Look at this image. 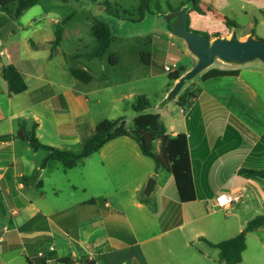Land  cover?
I'll list each match as a JSON object with an SVG mask.
<instances>
[{"label": "crops", "instance_id": "obj_1", "mask_svg": "<svg viewBox=\"0 0 264 264\" xmlns=\"http://www.w3.org/2000/svg\"><path fill=\"white\" fill-rule=\"evenodd\" d=\"M198 1L203 11L220 17L221 38H230L236 30L240 39L253 32L264 39L258 34L264 25V0ZM183 5L188 15L199 18L191 5ZM240 14H251L254 22L238 24ZM70 19L51 21L63 29L54 52L57 30L46 31L37 23L21 27L31 30L26 38H17L15 30L0 36V137L10 136L0 139V264H224L209 243L243 231L246 220L239 201L247 198L249 184H256L239 171L264 170V65L213 67L238 70L239 75L199 79L190 108L173 101L156 112L171 136L188 138L196 201L183 203L173 175L156 170L132 138L113 140L66 170L52 160L42 166L47 152L33 150L17 136L21 127L28 132L35 127L42 144L79 154L99 124L88 125L90 104L101 105L102 92L112 105L129 103L128 96L113 93V82L94 74L95 60L82 67L90 71V83L71 76L72 54L61 47L68 36L76 40L80 29L69 28ZM227 20L236 28L227 27ZM73 43L78 52L81 45ZM10 65L26 81L25 92H10L2 76ZM160 146L157 142L156 151ZM150 178L155 186L146 197L143 191ZM220 194L234 198L227 209L215 206ZM259 232L264 228L250 235Z\"/></svg>", "mask_w": 264, "mask_h": 264}, {"label": "rangeland", "instance_id": "obj_2", "mask_svg": "<svg viewBox=\"0 0 264 264\" xmlns=\"http://www.w3.org/2000/svg\"><path fill=\"white\" fill-rule=\"evenodd\" d=\"M105 1L121 6L123 10L130 12L133 16L131 19H117L110 16L103 7ZM183 4L191 5L187 0H153L151 8L158 12L157 6L159 5L163 12L169 13L171 8L173 11H179L178 9L183 8ZM138 5V0H43L37 6L24 12L18 20L10 21L8 26L0 29V32L9 34L10 30H15L17 38H26L31 34V30H22L21 27L27 26L30 22L35 26L36 23L40 24V28L46 31L49 29L56 31L62 25L51 24V21H54L56 17H59L61 21L71 17L69 28L80 29V33L76 40V37L70 39L68 36L67 42L65 40L61 50L73 55L76 53L75 47L71 46L75 44L73 41L81 45L79 51H85L86 47L93 44L94 39L90 30L94 19L108 23L115 37L114 42L103 60L95 59L92 70L94 74H101L105 76V80L113 82L115 86L113 93L128 96L129 103L123 101L112 105L109 103L110 99H106L104 96L106 92H102L99 95L102 104H90L88 125L98 124L104 118L117 119L123 116L129 129L133 126V119L136 116V113L129 107L132 102L134 103L139 96L144 95L152 105L149 112H158L161 104L172 103H165L167 96L164 97L168 86L173 83L169 73L179 70L181 67L190 70L197 62L196 58L188 51L184 41L170 35L162 17L147 15L142 21H135L138 16ZM199 7L201 12L196 11L200 15L198 19L193 18L189 13L187 28L207 37L220 34V23L218 24L220 17L206 13L200 4ZM255 18L261 20L259 14H255ZM250 20L254 22V17L251 14H240L237 18L240 25L247 24ZM258 34L264 36V25L259 27ZM255 36L257 37V35ZM257 38L264 41L261 37ZM152 40L163 44L161 46L152 45ZM185 50L188 56L184 55ZM148 55L151 61L153 59L151 64L144 61ZM177 57L179 60H175ZM85 62L91 61L81 59L70 61L69 64L76 68H82ZM251 64L264 65L259 61ZM165 66H169L171 70H165ZM221 66L231 67L217 60L211 68ZM199 79H201L200 75L187 82L182 91L187 89L193 92L198 86ZM106 95L108 94L106 93ZM88 96L91 100L92 96L89 94ZM114 106H118L119 109L114 110ZM174 116L176 119L183 117L179 114ZM251 181L256 183L255 186L249 184L247 198L244 202L239 201V211L246 220V225L255 218L264 216V184L258 180L251 179ZM246 244L247 249L243 253V261L240 264H264V232H259L258 236L248 234ZM183 256L185 257L186 253ZM172 261V263H177L176 259Z\"/></svg>", "mask_w": 264, "mask_h": 264}, {"label": "trees", "instance_id": "obj_3", "mask_svg": "<svg viewBox=\"0 0 264 264\" xmlns=\"http://www.w3.org/2000/svg\"><path fill=\"white\" fill-rule=\"evenodd\" d=\"M41 1L43 0H0V13H2V15H0V29L7 26L10 21L18 20L24 12L37 6ZM138 1V16L136 17L137 19H135L137 22L145 19L147 15L164 17L168 14L163 12L159 5L157 6L158 12L153 11L151 8L153 0ZM187 1L191 4L193 10L201 12L198 0ZM103 7L105 12L117 19H131L133 16L130 12L123 10L121 6L112 4L109 1H105ZM170 12H173L172 8L170 9ZM227 26L230 28H236V24L230 20H227ZM90 32L94 39L93 44L86 47L85 51H78L69 56V61H77L81 59L87 61L95 59L103 60L107 56L115 39L110 25L102 20L94 19ZM62 34V28L55 32V39L52 42V52L59 48L62 41ZM253 34L256 35L254 32ZM208 37L210 40H213L219 38L220 35L216 34ZM144 61L147 64H151L152 62L149 55ZM187 71L188 70L185 67H181L179 70L169 73L170 78L173 82H177ZM70 74L73 78L85 84L90 83L93 79L90 71L83 68L71 66ZM238 75V70L210 68L200 74V78L202 81H207L212 78ZM2 76L8 83L12 94L17 95L27 90L26 81L14 66L10 65L5 67L2 70ZM192 94L193 92L188 91L187 89L180 92L176 100L177 105L185 109L190 108L192 105ZM131 108L137 114L131 129L127 128L124 117L114 120H103L96 126L92 136L84 141L83 150L79 154L42 144L35 134V127L30 132L21 127L17 136L22 140L29 142L33 150H43L47 152L42 166H45L52 160L61 163L66 170L75 168L83 162L85 158L95 154L104 145L113 140L122 137L132 138L138 143L143 155L154 161L156 170L164 169L173 175L181 202L190 203L196 201L189 143L186 134L171 136L163 124L160 114L149 112L151 104L144 95L139 96L131 105ZM8 138H10V136L0 137V139ZM262 140L264 141V135ZM157 142H160L161 144L159 151H156ZM239 174L248 179L259 181L264 180V170L243 168L240 169ZM141 198L144 202L148 203V199L145 198L143 194H141ZM260 228H264V216H259L249 222L243 231L237 236L217 244H209L213 248L219 250V258L222 263L240 264L243 261V253L247 249V235ZM64 262L70 263L71 261L65 259ZM85 264L94 263L86 261Z\"/></svg>", "mask_w": 264, "mask_h": 264}, {"label": "water", "instance_id": "obj_4", "mask_svg": "<svg viewBox=\"0 0 264 264\" xmlns=\"http://www.w3.org/2000/svg\"><path fill=\"white\" fill-rule=\"evenodd\" d=\"M163 22L170 35L184 41L191 55L197 62L175 83L169 91L165 103L177 100L180 92L189 82L210 69L219 60L227 65L242 66L259 61L264 64V41L254 34L240 39L234 30L230 38H216L210 40L205 35H200L187 28L188 11L184 7L179 11H173L162 17ZM155 179L150 178L143 194L149 197L154 189Z\"/></svg>", "mask_w": 264, "mask_h": 264}, {"label": "built area", "instance_id": "obj_5", "mask_svg": "<svg viewBox=\"0 0 264 264\" xmlns=\"http://www.w3.org/2000/svg\"><path fill=\"white\" fill-rule=\"evenodd\" d=\"M165 70L170 71L169 66H165ZM234 202V198L227 194H220L215 199V206L219 209H227Z\"/></svg>", "mask_w": 264, "mask_h": 264}]
</instances>
